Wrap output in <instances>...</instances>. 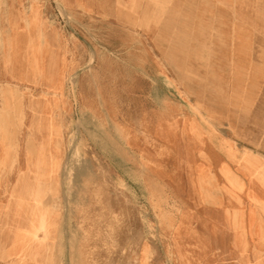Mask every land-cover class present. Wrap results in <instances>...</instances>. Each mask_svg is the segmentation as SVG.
Segmentation results:
<instances>
[{
	"label": "crops",
	"instance_id": "0c3cea01",
	"mask_svg": "<svg viewBox=\"0 0 264 264\" xmlns=\"http://www.w3.org/2000/svg\"><path fill=\"white\" fill-rule=\"evenodd\" d=\"M55 1L67 16L55 12ZM206 80L246 90L238 95L245 98L246 93L248 100L264 89V0H4L0 264H62V214L40 202L96 200V168L120 185H128V173L136 178V195L149 205L150 217L158 216L157 197L150 196L156 194L151 188L156 191L158 181L182 202L191 196L190 180L189 193L182 197L161 171L172 168L169 160L194 168L193 177L200 172L209 199L198 203L190 197L202 209L203 227L194 229L201 239L191 249L206 247L207 227L221 226L224 217L236 212L246 218L249 181L239 170L241 157L256 155L264 166V149L242 148L240 137H223L218 126L232 130L229 121L172 128L180 109L183 117L191 106L197 111L192 119L202 114L200 103L192 102L191 89L198 87L193 82ZM161 89L177 90L182 100L174 101L169 91L159 98ZM114 105L126 108L118 113ZM115 121L127 126L128 133H122L127 139L119 131L112 134ZM208 148L226 163L221 182L205 172ZM80 152L87 160L75 167L72 185L81 192L64 197L63 178L70 159ZM159 153L170 158L165 161ZM190 154L198 163L191 164ZM53 169L56 172L48 175ZM232 182L240 188L231 191ZM105 187L102 199L110 200ZM118 197L119 216L130 217V207ZM135 198L132 194L131 200ZM247 221L251 237L252 221ZM154 227L158 235V224ZM255 229L260 231V225ZM89 237L86 230V241ZM231 238L240 245L237 234ZM161 241L166 264L189 260L174 240ZM249 242L244 257L234 254L237 264L252 263ZM158 251L156 239H141L135 264H160ZM204 259L199 257L198 263L204 264Z\"/></svg>",
	"mask_w": 264,
	"mask_h": 264
},
{
	"label": "rangeland",
	"instance_id": "374dc122",
	"mask_svg": "<svg viewBox=\"0 0 264 264\" xmlns=\"http://www.w3.org/2000/svg\"><path fill=\"white\" fill-rule=\"evenodd\" d=\"M3 1L0 0V6L3 4ZM55 4L57 7L55 9L56 13L62 16L68 15L57 1H55ZM240 46L239 48H245V46ZM192 84L198 86L197 88L191 89L192 92H195V96L192 97V102L200 103L202 114H198L195 116L196 118L192 119L191 114L193 111L194 113L197 111L191 106L190 109H186L187 111H185L189 115L183 117V111L180 109L175 114L176 116L171 123L172 128L174 126L176 131H179L184 127L189 128L192 123L198 124L200 122L206 125L208 122L226 123L229 121L232 124V127H230L232 130H229L225 124L218 126L220 129L219 133L223 137L228 139L240 137L238 142L242 148L255 145V149L257 150L261 151L264 149V89H259L256 96L248 100L246 93L243 94L245 98L239 97L238 95V93L240 94L246 90L232 89L225 83L221 84L216 80L196 81ZM168 91L174 101L182 100V96L177 93V90H174L173 93L172 90L167 89L159 90V98L166 95ZM114 107L118 113L119 110L121 111L126 108L125 105H114ZM118 131L121 135L122 133H128L126 125L115 121V126L112 124V134L117 135ZM159 136L166 139L162 135V132ZM122 137L123 139H127L128 135H122ZM159 156L165 161L170 158L168 153H159ZM171 156H174V154H171ZM203 156H205V162H207L205 172L221 182L223 180V167L226 163L223 162L220 154L214 149L208 148ZM92 158L95 161L98 160L96 154ZM189 158H191V164L198 163L193 161V159L197 161L195 154H190ZM86 160L87 155L81 152L74 154L73 158L70 159L66 177L63 178L62 192H66L64 197L72 196L73 192H81V189L78 190L72 185V177L74 172L78 170L75 167L79 166L82 161L86 162ZM169 163L172 164V168H165L161 171L171 180V183L179 191V194L182 197H187L189 193L188 180H190V197H193L198 203H207L209 195L204 187V180L200 172L197 176L193 177L194 168L179 167L176 164L181 163L173 162V160H169ZM173 164H175V167ZM47 172L48 175L54 174L56 170H47ZM96 172L98 177H96L93 183L94 185L92 186L95 188L94 196L97 198L96 200L75 201L64 199L62 201L48 200L46 202H40L48 210L53 212L58 210L62 214V236L59 251L63 258L62 264H135L137 245L141 239L148 237L156 239V242H158L159 251L157 254H159L160 264H166V250L162 249L163 243L161 240L167 241L169 239L174 240L176 246L189 258L185 264H190L193 260L195 264H199V257L203 259L205 257L204 264H237L234 260L235 256L233 252L243 251L245 249L247 245V241H244L245 237L248 240L251 239L253 246L250 250V254L252 255L251 264H264V216H262L264 215V190H262L260 184L257 182L247 178L249 185L246 203L249 208V213L245 220L252 221L249 228L252 233L251 237L248 229L241 232L238 226L234 227L236 229L235 234L239 236L240 245H237L236 241H233L231 248L230 239L231 234L234 235V231L230 234L229 230L223 229L224 226L222 224L218 228L215 226L207 227L209 229L208 237H210V241L207 242L206 247L202 249L192 247L191 249L190 246H198V242L201 239V234L195 230L199 231L203 229L199 217L202 209L196 205L193 198L188 196L185 202H182L177 195H173L169 191L168 187H165L160 197L158 193L150 195L153 198L157 197L158 201L156 203L158 216L154 215L150 217L147 215L150 208L149 205L146 206L145 201H139L136 195L135 189L140 183L136 178L129 176L128 173V178H130L128 185L125 186L120 185L113 178H109L106 173H104V176V170L102 168H96ZM157 183L161 184L159 181ZM104 184L110 189L109 193L106 187L104 189L105 196L110 197V200L107 198L106 200L102 199L104 196L102 195ZM234 188L238 189L240 186L232 182L230 190H235ZM132 194L136 198L131 200ZM118 196H121V203L123 205L130 207V217L119 216L118 210L120 202L118 201ZM33 203L37 202L32 200ZM235 213L233 215H239ZM157 224L159 229L158 235L154 227ZM257 224L260 225V231L255 229ZM86 230L90 233L87 241ZM220 238L221 243H219ZM224 240L228 243H224ZM190 241L193 242V245ZM224 245L226 246L224 247ZM226 251L230 252L225 253ZM178 253L179 251L176 252V254Z\"/></svg>",
	"mask_w": 264,
	"mask_h": 264
},
{
	"label": "bare ground",
	"instance_id": "6f19581e",
	"mask_svg": "<svg viewBox=\"0 0 264 264\" xmlns=\"http://www.w3.org/2000/svg\"><path fill=\"white\" fill-rule=\"evenodd\" d=\"M241 47V46H240ZM244 47V46H243ZM229 57V56H228ZM230 60V59H229ZM205 133V132H204ZM236 160V159H235ZM239 170L240 172L245 176L247 177L248 179L250 180H253L255 182H257L258 184H260V187L262 188V190H264V166H262L261 164V160L256 156V155H253V154H249V155H244L241 157V161H240V167H239ZM155 177V176H154ZM156 180V179H154ZM147 181V180H146ZM164 181V180H163ZM149 182V181H148ZM150 183V182H149ZM164 183V182H163ZM163 183L161 184H158L157 183V189L155 191V188L154 186H152L151 190L153 192H156L158 193V196L160 197L162 195V193L164 192V188L167 187L166 185H164ZM153 184V183H152ZM234 187V186H233ZM232 187V188H233ZM150 188V187H149ZM235 189V188H234ZM239 189V188H238ZM254 195H256V193H254ZM1 203V202H0ZM4 207V206H3ZM37 207V206H36ZM34 210V209H33ZM37 210V209H36ZM235 213V212H234ZM236 214V213H235ZM216 216V215H215ZM218 216V219L219 218H222L221 216L219 217V213L217 214ZM235 216V215H234ZM232 215H229V216H226L224 217L223 219V229H226V230H229V231H234V235H235V231L236 229H234V227L238 226L241 230V232L243 231H246L248 228H247V223L248 221L245 220V218H243L241 215H238L237 217H234ZM213 218V217H212ZM215 219V218H213ZM214 221L217 222V219H215ZM221 221V220H219ZM218 221V222H219ZM217 225V224H216ZM218 228V227H217ZM220 228V227H219ZM222 230V228H221ZM76 231V230H75ZM74 231V232H75ZM222 233V232H221ZM228 233V232H227ZM230 233V232H229ZM76 234V232H75ZM76 236V235H75ZM219 237V236H218ZM227 237V236H226ZM213 238V237H212ZM215 240V239H214ZM223 240V239H222ZM216 241V240H215ZM221 243V238L219 240ZM233 241H236L235 239L231 238L230 239V243L232 244ZM244 241L246 242L247 241V244L249 242L248 238L245 237L244 238ZM227 242L226 240H224V243ZM228 243V242H227ZM250 243V242H249ZM217 245V244H216ZM226 245H224L225 247ZM223 247V249H224ZM218 248V247H217ZM230 249V248H229ZM221 250V249H220ZM246 250V248L244 249ZM222 251V250H221ZM256 251V250H255ZM230 252V251H228ZM227 251L225 253H228ZM257 252V251H256ZM243 251H238V252H233V254L235 255H238V257H244L242 255ZM248 255V254H247ZM260 257V256H259ZM261 260L259 259V262ZM261 263V262H260ZM262 264V263H261Z\"/></svg>",
	"mask_w": 264,
	"mask_h": 264
}]
</instances>
